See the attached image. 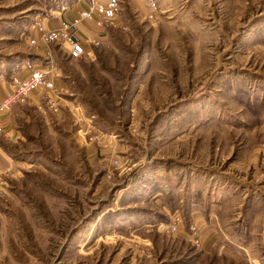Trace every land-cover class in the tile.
<instances>
[{
    "label": "rangeland",
    "instance_id": "1",
    "mask_svg": "<svg viewBox=\"0 0 264 264\" xmlns=\"http://www.w3.org/2000/svg\"><path fill=\"white\" fill-rule=\"evenodd\" d=\"M70 3L0 0L55 83L0 127V264H264V0H119L78 57Z\"/></svg>",
    "mask_w": 264,
    "mask_h": 264
},
{
    "label": "built area",
    "instance_id": "2",
    "mask_svg": "<svg viewBox=\"0 0 264 264\" xmlns=\"http://www.w3.org/2000/svg\"><path fill=\"white\" fill-rule=\"evenodd\" d=\"M91 2V7L89 9L73 14L71 21L67 22V24H63L62 29L58 32L55 30H46L43 27L40 28L42 34L41 39L45 43L55 41L61 46L65 42H69L71 46V55L74 57L81 56L83 53L81 43L74 41L67 31L73 27L75 34L78 24L82 21H92L95 16H99L102 19L113 20L119 6V0H106L105 4L100 3L98 0H91ZM30 32L31 30H29V36ZM30 42L36 43V39L32 38ZM11 82L9 89L0 98V112L9 110L15 104L25 103L36 90L51 92L55 89L52 72L49 69L41 67L33 68L24 78H14ZM4 135L6 136V134Z\"/></svg>",
    "mask_w": 264,
    "mask_h": 264
},
{
    "label": "crops",
    "instance_id": "3",
    "mask_svg": "<svg viewBox=\"0 0 264 264\" xmlns=\"http://www.w3.org/2000/svg\"><path fill=\"white\" fill-rule=\"evenodd\" d=\"M70 4H66L64 7L60 8V11H52V13H58L61 16L58 18V24L55 25H59L60 23H62L63 21H67L70 22L71 21V17L73 14H76L77 12H80L82 10H87L91 7V0H70ZM99 2H106V0H99ZM115 19V18H114ZM113 19V20H114ZM113 20L111 22H113ZM51 27H54L53 25H51ZM103 29V25L102 23L98 22L96 19L86 22V21H82L80 24L77 25V30L75 31V37L76 39L80 40V43H84L87 41L95 34L100 33ZM32 32H30L31 34ZM74 37V36H73ZM44 49H41V51H44ZM18 64V63H17ZM35 68V66L33 65H29L26 64V62H23V64L21 63L20 67H16L15 71L7 73L6 70L4 71H0V98L4 95V93L9 89V83L11 78L13 77V75H19L23 77H25L27 74H29V72L31 71V69ZM27 70V72L25 71ZM7 73V74H6ZM11 77V78H10ZM9 80V81H8ZM42 93V92H41ZM33 95V94H32ZM39 95H33V98H31L30 102L35 104V103H41V100L38 97ZM52 98V97H51ZM27 103V104H30ZM26 105V104H25ZM24 105H18V106H14L10 112L7 111H3L2 113L0 112V127L1 128H6L8 130V132H15L13 125H14V121L16 119V115L17 117H21L22 114L25 115L24 111L21 109L23 108ZM5 129V130H6ZM6 154L4 150H2L0 148V157L1 159H3V155ZM1 164V162H0Z\"/></svg>",
    "mask_w": 264,
    "mask_h": 264
}]
</instances>
